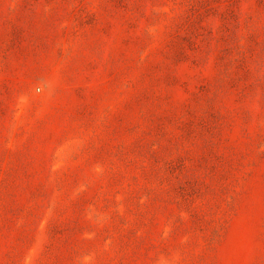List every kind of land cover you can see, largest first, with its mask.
<instances>
[{
  "label": "rangeland",
  "instance_id": "374dc122",
  "mask_svg": "<svg viewBox=\"0 0 264 264\" xmlns=\"http://www.w3.org/2000/svg\"><path fill=\"white\" fill-rule=\"evenodd\" d=\"M0 264H264V0H0Z\"/></svg>",
  "mask_w": 264,
  "mask_h": 264
}]
</instances>
